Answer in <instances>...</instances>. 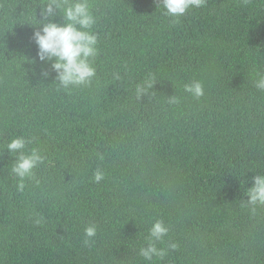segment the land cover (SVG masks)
<instances>
[{"label": "trees", "instance_id": "obj_1", "mask_svg": "<svg viewBox=\"0 0 264 264\" xmlns=\"http://www.w3.org/2000/svg\"><path fill=\"white\" fill-rule=\"evenodd\" d=\"M45 2L0 0V264H149L139 249L158 219L157 246L177 247L152 264H264V206H242L264 173V0H207L177 23L157 0H89L96 76L70 90L39 60L42 25L27 24ZM16 136L46 157L23 192Z\"/></svg>", "mask_w": 264, "mask_h": 264}, {"label": "clouds", "instance_id": "obj_2", "mask_svg": "<svg viewBox=\"0 0 264 264\" xmlns=\"http://www.w3.org/2000/svg\"><path fill=\"white\" fill-rule=\"evenodd\" d=\"M207 0H157L158 9L162 14L173 20L174 23L185 16L189 9L206 6ZM42 19L33 17L30 25H42L35 31L33 41L38 46V57L41 62H51L52 70L57 74L56 80L60 87L70 90L73 87L90 85L96 76L95 60L99 55L98 35L94 31L96 17L92 11L89 0H46L41 4ZM63 22H56L57 17ZM42 75L47 77L48 71L43 70ZM258 79L255 86L264 91V73H257ZM119 79V76L115 77ZM154 77H149L143 84L137 85L136 95L141 97L153 87ZM184 91L196 99L204 95L203 83L193 80L184 85ZM169 103H179L177 97L169 98ZM31 140L23 136L12 138L6 145L9 153L15 156L11 167V173L18 178L17 190L23 192L25 180L34 177V170L44 162L45 156L36 148L26 151ZM104 172L97 169L94 173V181L100 183L104 179ZM246 204L250 212L255 215L258 206H264V173L252 177V186L246 193ZM37 225L43 223V217L35 220ZM169 228L163 220H155L149 229L147 246L139 249V255L145 261L152 264L153 259L163 260L168 249H175L176 244L171 243L167 247H158L164 243ZM97 234L95 223L89 224L84 229L86 237L84 243L89 245Z\"/></svg>", "mask_w": 264, "mask_h": 264}]
</instances>
